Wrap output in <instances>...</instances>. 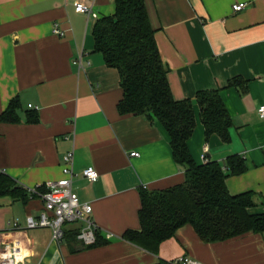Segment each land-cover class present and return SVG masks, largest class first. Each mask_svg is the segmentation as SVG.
I'll return each mask as SVG.
<instances>
[{"label":"crops","instance_id":"obj_1","mask_svg":"<svg viewBox=\"0 0 264 264\" xmlns=\"http://www.w3.org/2000/svg\"><path fill=\"white\" fill-rule=\"evenodd\" d=\"M145 2L172 94L194 102L196 127L188 140L193 158L223 163L231 154L245 156L247 170L229 176L227 185L232 194L254 191L259 204L251 211L264 213V0ZM240 2L247 6L235 11ZM77 3L92 6L97 17L78 12ZM114 12L115 0H0V113L14 99L21 103L20 122L0 123V168L31 194L26 201L0 197V248L23 242L27 264H175L184 256L206 264H264V233L205 242L186 224L158 253L122 238L140 228V188L181 183L186 169L175 160L162 122L118 111L120 73L94 51L92 31L99 17ZM56 25L64 34L54 31ZM81 53L82 67L75 63ZM236 77L248 81L246 91L229 86ZM207 89H220L232 117L230 143L217 134L206 139L196 94ZM31 110L38 122L28 121ZM69 151L73 191L93 206L91 217L106 243L90 246L76 238L72 233L78 234L82 221L68 223L61 242L52 239L50 227L26 229L28 216L44 210L40 191L31 189L47 190L62 178ZM88 166L98 171L96 181L83 176ZM14 219L20 230L11 228Z\"/></svg>","mask_w":264,"mask_h":264},{"label":"trees","instance_id":"obj_2","mask_svg":"<svg viewBox=\"0 0 264 264\" xmlns=\"http://www.w3.org/2000/svg\"><path fill=\"white\" fill-rule=\"evenodd\" d=\"M92 31L94 51L101 53L106 64L120 73L123 89V98L117 105L120 114H146L162 122L170 134L175 160L186 169L181 183L155 190L140 188V228L126 230L122 238L158 253L161 243L186 224H191L205 242L248 232L264 233V213L251 211L259 204L255 192L232 194L227 185L229 176L247 170L245 156L231 154L223 163L216 160L198 163L193 158L188 140L196 127L194 102L178 100L172 94L170 69L162 59L145 0H115V12L99 17ZM247 85L248 81L241 77L229 82L230 87H240L243 91ZM196 102L206 139L217 134L224 143H230L233 120L220 89L198 91ZM20 109L18 99L11 101L0 113V123L20 122ZM27 118L29 122H38V112L31 110ZM39 190L45 191V187L40 186ZM29 195L28 188L14 177L0 173V197L26 201ZM72 234L77 238V233ZM97 235L96 244L109 241L100 231ZM155 264L171 262L161 259Z\"/></svg>","mask_w":264,"mask_h":264},{"label":"built area","instance_id":"obj_3","mask_svg":"<svg viewBox=\"0 0 264 264\" xmlns=\"http://www.w3.org/2000/svg\"><path fill=\"white\" fill-rule=\"evenodd\" d=\"M247 6V3L240 2L233 5L235 11H241ZM76 10L88 15L97 17V13L93 7L83 3L76 4ZM54 31L59 34H64L56 25ZM83 53L75 59V63L83 66ZM262 117H264V105L259 107ZM131 155L138 156L139 152L134 151ZM204 158L205 154L203 155ZM5 172L0 168V173ZM63 173L64 176L55 182H49L47 190L41 192L38 185L31 189L32 193H38L44 201V210L38 217L28 216L26 229L37 227H50L52 229V239L57 242L63 241L65 237V226L68 223L82 221L83 225L79 229L77 237L86 245H94L98 240V232L100 228L92 219L91 214L93 206L90 203H83L76 192L73 191V179L76 175L74 168V152L69 151L63 156ZM83 176L91 181H96L99 177L98 171L94 166H88L82 171ZM10 226L12 229L20 230L21 224L18 219L11 220ZM108 239L112 237L111 233H107ZM20 241L15 240L12 243H7L0 248V264H27L25 251L19 247ZM23 252V253H22ZM175 264H206L189 256H184L176 259Z\"/></svg>","mask_w":264,"mask_h":264},{"label":"bare ground","instance_id":"obj_4","mask_svg":"<svg viewBox=\"0 0 264 264\" xmlns=\"http://www.w3.org/2000/svg\"><path fill=\"white\" fill-rule=\"evenodd\" d=\"M19 247H22V249L26 252L27 246L23 242L19 243Z\"/></svg>","mask_w":264,"mask_h":264},{"label":"rangeland","instance_id":"obj_5","mask_svg":"<svg viewBox=\"0 0 264 264\" xmlns=\"http://www.w3.org/2000/svg\"><path fill=\"white\" fill-rule=\"evenodd\" d=\"M76 223H78V222H76Z\"/></svg>","mask_w":264,"mask_h":264}]
</instances>
